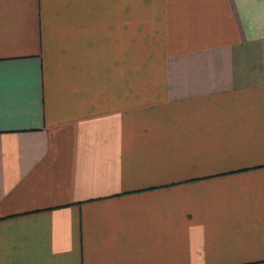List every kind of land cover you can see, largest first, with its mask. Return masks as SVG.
I'll return each instance as SVG.
<instances>
[{
  "label": "crops",
  "instance_id": "0c3cea01",
  "mask_svg": "<svg viewBox=\"0 0 264 264\" xmlns=\"http://www.w3.org/2000/svg\"><path fill=\"white\" fill-rule=\"evenodd\" d=\"M0 264H264V0H0Z\"/></svg>",
  "mask_w": 264,
  "mask_h": 264
}]
</instances>
